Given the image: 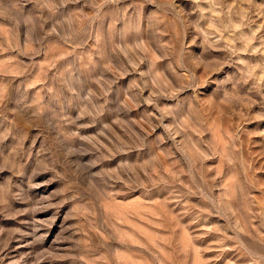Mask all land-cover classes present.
<instances>
[{
  "label": "rangeland",
  "instance_id": "374dc122",
  "mask_svg": "<svg viewBox=\"0 0 264 264\" xmlns=\"http://www.w3.org/2000/svg\"><path fill=\"white\" fill-rule=\"evenodd\" d=\"M0 264H264V0H0Z\"/></svg>",
  "mask_w": 264,
  "mask_h": 264
}]
</instances>
